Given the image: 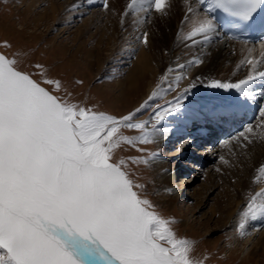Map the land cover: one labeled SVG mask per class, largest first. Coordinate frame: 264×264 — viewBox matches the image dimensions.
Here are the masks:
<instances>
[{
    "label": "rangeland",
    "instance_id": "rangeland-1",
    "mask_svg": "<svg viewBox=\"0 0 264 264\" xmlns=\"http://www.w3.org/2000/svg\"><path fill=\"white\" fill-rule=\"evenodd\" d=\"M127 2L130 10L125 27L118 31L119 43L107 45L106 36L97 43L101 36L100 23L89 25L88 22L86 28L82 23L91 18L92 11L97 12L93 18L99 16L104 22L102 12L111 6L109 0H83L63 13V23L49 24V27L41 24L38 29L32 23L33 16L47 8V3L35 4L33 13L22 15L23 21L19 20L27 26H22L25 29L22 32L17 19L18 9L22 11L20 1L0 0V55L25 76L26 81L45 91L55 114L47 110L44 99L36 91L30 89L28 95L51 130L65 137L66 131L71 129L82 144L83 157L90 164L114 165L121 171L140 202L148 221V239L156 250L165 252L173 262L180 264H264L261 249L264 235L252 238L250 233L258 224L264 227V221L259 223L258 217L264 205V156L259 154L262 139L257 133L264 126V115L256 116L227 142L198 152L193 140H176L175 136L185 132L184 119L180 113L169 111L175 103L170 95L184 82V77L175 80L170 88L168 83H161L163 85L157 89L152 86L145 98L137 92L118 95L116 84L123 81L130 62H134L137 47L152 31L155 12L160 14L152 9L159 0ZM141 4L148 5L143 8ZM66 26L72 27L71 30L61 33L60 29ZM32 35L40 38L34 41ZM66 37L81 38L79 43L82 42L83 49L77 52L72 43L64 41ZM57 42L63 43L55 46ZM86 52H90L91 57ZM148 79H144L141 87ZM182 95L186 99L213 101L217 93L195 89L183 90ZM132 100L134 105L128 106L127 102ZM248 126L253 131L247 132ZM166 132L175 136L157 144V135ZM154 158L164 162L165 172L172 174L171 191L182 187L179 202L174 207H163L157 202L161 190L151 176L150 164ZM246 167L247 184L237 192L241 202L233 226L232 222H223L218 214L212 215L211 206L223 189L229 186L235 189V175L245 173ZM72 179L79 187L77 178L72 176ZM184 186H187L185 194L182 193ZM219 199L225 203L230 198ZM222 207L227 209L226 203ZM0 212H4L2 207ZM8 220V230L5 223L2 226L10 241L8 246L0 242V264H35L32 251L35 247L45 264H70L65 251L44 234L21 223L16 216L8 215Z\"/></svg>",
    "mask_w": 264,
    "mask_h": 264
},
{
    "label": "bare ground",
    "instance_id": "bare-ground-1",
    "mask_svg": "<svg viewBox=\"0 0 264 264\" xmlns=\"http://www.w3.org/2000/svg\"><path fill=\"white\" fill-rule=\"evenodd\" d=\"M18 1H20L22 8V11H19L16 7L18 9V21L22 15L32 14L35 4L47 3L45 4L47 8L35 13L33 16L32 23L38 29L41 24L49 27V24L63 23V13L67 9L77 7L83 0H63L61 3L60 0ZM127 1L109 0L111 6L105 8L102 12L105 15L104 22H101L99 16L93 18L97 13L93 11L91 18L83 21L82 26L85 28L88 26V22L89 25L101 24L100 41L97 43H101L105 36L107 45L119 43L120 35L118 31L121 27H125L128 11L130 10ZM152 9L159 11L160 14L155 12L153 19L156 23L152 26V31L137 47L133 58L134 62H130L123 81L116 84L118 95L124 96L126 92H137V94H141V98H145L150 93L152 86L157 89V87L163 85L161 83H168V88H170L175 80L184 77V82L170 95V98H174L175 103L169 111L180 113L182 119H184V125H190L189 128H191L194 124H205L207 119L210 118V111L216 110L214 107L217 105L223 107L235 104L243 105L241 102L243 99H237V97L247 93V86L256 83L264 88V43L253 46L230 41L213 23L211 17L214 10L211 8L209 0H159L156 7ZM19 23L21 25L19 30L22 32L27 26L26 24L23 25V22L19 21ZM71 28L66 26L61 28L60 32L63 34L68 33ZM77 30L80 31V27ZM32 37L33 40L35 39L34 41L40 38H36L34 35ZM80 39L66 37L64 41L72 43L71 46L74 45L77 52H79L83 49L82 42L79 43ZM57 43L55 46H60L63 42ZM86 53H88V57H91L90 52ZM72 59H75V57ZM147 77L149 79L142 85V88L141 83ZM17 80L14 75L0 74V207L4 211L3 213L0 212V242H5L7 245L10 241V237L7 238L5 234L10 224L8 215L11 217L16 216L21 223L35 228L39 233L44 234L61 247L67 258H69L70 264H86L84 260L86 254L81 252V255L75 254L74 251L70 250L67 245V232L64 233L65 242L57 229L64 227L62 225L70 229L82 228L81 231L75 232L87 235L85 242L89 249L86 253L88 254V251L96 249L97 245L93 238H98L100 234L96 233V236L89 237L88 228L83 218L86 217L87 220L91 218L92 220H90L95 227L88 222L87 224L90 227L97 229L98 232L99 230L104 231V235L108 234V230L113 224H109L108 227L102 230L105 226L101 221H108L109 217L104 214L102 216L96 215L98 213L91 212V207L92 202L100 205L98 200L102 199V194L105 192L102 182H100L101 175L103 170L106 175L110 174L111 168L91 170L83 166V163L70 152V144L76 145L79 150L82 146L75 135L70 133L69 130L71 129H68V126L61 121L68 132L66 131L65 137L59 136L45 123L38 114L37 109L31 107L32 102L28 95L30 89L36 91L44 99L47 110L55 114L45 91L24 78H19V84ZM197 80L202 83L199 84ZM20 88H23V91H20ZM195 89H203L205 92L215 91L217 93L216 98L214 97L213 101L209 100L210 102L206 99V101L201 100L202 98H183V90ZM246 100H248V103L257 101L256 105L260 108L259 115H264V94L261 91L257 92L255 96H250L249 93ZM133 101L127 102L128 106H131ZM134 102V104L138 103L136 98ZM250 110L254 114L256 110L254 104H251ZM243 114L245 116L234 111L232 124L230 123L229 126L237 123L241 116H249L247 112H243ZM55 117L60 120L58 114ZM227 120H230V118ZM213 122L215 123V119ZM236 125L238 127L241 124ZM223 130L226 133L229 132V129ZM250 131L253 130L251 126H248L247 132ZM187 133H190V131H187ZM257 133L258 137L261 134L262 139L258 149L259 154L264 156V126L259 128ZM170 134L168 132L159 133L156 138L157 144L160 145L168 138L175 136V133ZM179 136L181 137L180 142L188 137L187 135L185 137L181 136V133L176 137L179 139ZM164 164L157 158H154L150 164L152 167L151 176L155 178V183L161 190L158 192L157 202L163 207H174L179 202L182 187L176 191H171L173 189L171 188L172 174L168 171L165 172ZM65 171L68 173L66 176ZM246 174L247 167L245 173L238 174V177L235 175L237 178L235 189H230L231 186L223 189L222 193H219L216 197V202L211 206L212 215L218 214L223 222L225 221L227 224L232 222L233 226L237 222V209H239V203L241 202L237 192L247 184ZM72 176L77 178L79 187L73 182ZM182 184H184V180H182ZM186 189L187 186H184L182 193L185 194ZM88 197H91V199H88ZM222 197L230 198L227 200L228 202H225L227 209L222 207V204H225L219 199ZM54 201H57V203H54ZM214 206L221 208L216 209ZM97 208L99 207L97 206ZM73 216L78 219L79 223L71 220ZM258 217L261 219L259 223L264 221V205ZM3 223L7 225V230L2 226ZM104 223L106 224V222ZM183 224L187 225L185 221H183ZM260 225L258 224L250 232L252 238L258 234L264 235V227ZM111 231L114 232V229ZM92 235H95V233H92ZM99 240L101 239L99 238ZM261 249L264 252V244ZM32 251L35 255L34 263L45 264L41 256L37 255V247ZM115 251L122 255L120 258L125 261L128 258H136H133L134 256L122 247L116 246L113 249V252ZM147 253H138L141 258L140 264H180L173 262L164 253L157 255H152L149 251ZM120 263L124 264L122 261L117 262V264Z\"/></svg>",
    "mask_w": 264,
    "mask_h": 264
},
{
    "label": "water",
    "instance_id": "water-1",
    "mask_svg": "<svg viewBox=\"0 0 264 264\" xmlns=\"http://www.w3.org/2000/svg\"><path fill=\"white\" fill-rule=\"evenodd\" d=\"M1 73L14 75L18 79V84L20 83L19 78H25L21 73L11 67L7 60L0 55V74ZM19 90L23 91V88H20ZM31 107L34 108L32 104ZM70 133L73 135L71 131ZM69 148L73 156L83 163V166H85L87 169H104L105 166H95L88 163L76 145L70 144ZM106 167L111 168V173L106 175L103 170L100 181L102 182L103 190L105 192L102 194V199L98 200L100 205L97 203L93 204L92 202L91 212H97L98 214L96 215L99 216L104 214L109 217L108 221H101V219H99L105 226L102 228V230L108 227L109 224H113L111 225L110 230H108V234L104 235V231L101 232L98 229V232L97 229L95 230L94 228L90 227L87 224L88 222H90V224L95 227L91 221L92 219L88 218L87 220L85 219L86 217H84L83 220L87 225L86 227L88 228V236L94 237L97 235L96 233L100 234L98 235V238H93L95 244L97 245L96 249H90L91 251H88L87 254L86 251L89 249L85 242L87 235L75 232L81 231L82 228L70 229L65 225H62L64 227L57 229V231L61 233L60 235L63 237V239L65 238L64 233L67 232V245L69 249L74 251L75 254L77 253L81 255V253H85L86 255L84 260L86 261V264H117L118 261H122L124 264H140L139 262L141 261V258L138 256V253L144 252L148 254L147 252L149 251L152 255H157L162 251L156 250L153 247V243L148 239L147 220L143 214L138 199L133 194V191L129 187L125 177L122 175L119 169L115 168L114 165H109ZM88 199H91V197H88ZM55 202L57 203V201H54V203ZM88 203L91 206L89 201ZM96 205L99 208H97ZM57 206L61 208V206ZM71 220L75 223H79L75 216H73ZM66 222L69 224L68 220H66ZM104 222H106V224ZM112 229H114V232L111 231ZM92 233H95V235H92ZM99 238L101 240H99ZM116 246L122 247L124 250L127 249L128 252L134 256L133 258H136H126V261L123 260V258H120L122 255H120L117 251L113 252V249Z\"/></svg>",
    "mask_w": 264,
    "mask_h": 264
}]
</instances>
